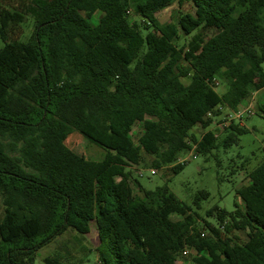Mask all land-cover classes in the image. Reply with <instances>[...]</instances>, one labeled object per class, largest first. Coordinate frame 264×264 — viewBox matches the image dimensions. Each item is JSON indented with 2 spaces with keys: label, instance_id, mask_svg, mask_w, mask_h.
Returning <instances> with one entry per match:
<instances>
[{
  "label": "trees",
  "instance_id": "16d2710c",
  "mask_svg": "<svg viewBox=\"0 0 264 264\" xmlns=\"http://www.w3.org/2000/svg\"><path fill=\"white\" fill-rule=\"evenodd\" d=\"M175 3H191L194 14L161 23L157 15ZM27 18L35 29L21 42ZM0 39V264H35L69 228L87 234L92 224L95 264H180L189 248L196 264H264V159L237 190L243 208L208 212L217 225L205 221L207 235L196 213L178 205L174 221L160 212L165 192L135 178L140 195L132 183L144 153L174 174L188 163L177 164L180 155L206 157L248 132L210 126L219 108L237 111L264 89V0H0ZM74 133L104 158L74 153L66 144ZM208 196L196 193L194 205ZM44 262L70 264L58 254Z\"/></svg>",
  "mask_w": 264,
  "mask_h": 264
},
{
  "label": "rangeland",
  "instance_id": "374dc122",
  "mask_svg": "<svg viewBox=\"0 0 264 264\" xmlns=\"http://www.w3.org/2000/svg\"><path fill=\"white\" fill-rule=\"evenodd\" d=\"M194 14V8L191 3H186L181 7L176 3L171 7L160 12L157 17L161 23L176 22L180 14ZM101 18L100 13H96L89 23L96 26ZM35 29L34 21L27 18L21 26V31L17 35L18 40L26 42ZM196 32L182 37V43L189 41ZM4 47V42L0 39V50ZM264 72V64L262 65ZM184 84L190 82L189 79H182ZM217 90L223 93L226 86L221 80H218ZM264 102V89L252 92L240 106L246 109L252 107L254 114L245 116L241 122L235 121L248 132L239 138L237 145L229 149L218 148L208 156L196 155L195 152H189L180 155L181 160L188 159V163L177 173L172 174L173 166H165L161 169L152 167L155 156H146L145 163L139 168L133 170L134 179L132 180L136 193L142 195L135 178L139 184L147 190H156L157 188L165 196L162 200L163 207L160 212L168 215L170 219L177 221L181 219L174 209L179 205L187 213H196L194 216L198 221V229L208 234L204 229L205 221L216 226V214L209 216L208 212L215 208L225 209L232 212L243 208V203L237 195V190L249 183L248 173L257 167L264 159V116L259 114L258 106ZM225 112V111H223ZM223 114V113H222ZM225 114V113H224ZM213 129V126H210ZM216 129V128H215ZM219 129V128H218ZM143 125L138 124L132 130V137L135 143H138L139 137L143 133ZM204 130L198 126L192 133L197 137L203 134ZM219 140L225 137V133H218ZM67 146L77 155L84 159L92 161H101L106 151L100 146L90 143L79 133H74L66 141ZM193 156H196L195 158ZM178 158V159H179ZM177 164L178 161L176 162ZM151 170L156 174L151 175ZM143 172L144 177L140 178L136 172ZM205 191L209 194L208 198L202 200L200 208L194 205L195 194ZM4 205L0 196V221L2 219ZM237 237L242 242L247 240L244 232H236ZM99 236L92 224V230L87 234H80L72 229H68L64 234L54 239L49 245L43 247L35 255V264H45L44 259L58 254L62 259L70 264H95L97 262V247L99 246ZM190 249V255L187 258L180 259V264H196L194 258L198 256L196 250Z\"/></svg>",
  "mask_w": 264,
  "mask_h": 264
},
{
  "label": "built area",
  "instance_id": "2783aa9c",
  "mask_svg": "<svg viewBox=\"0 0 264 264\" xmlns=\"http://www.w3.org/2000/svg\"><path fill=\"white\" fill-rule=\"evenodd\" d=\"M218 110H220L221 113H223V114H221V116L216 118V117H212V115L209 114L208 117L209 118L212 117L214 120V123L212 125L213 129L219 128V130H221V131H223L226 127H228L230 125V123L234 122V120L241 122L245 116H251L254 114V109L252 107H248L246 109L239 108L237 111H234V112L225 110L223 108H219ZM223 111H225V112H223ZM193 157L195 158L196 156H193ZM187 162H188V159H186V160H181L180 158L178 159V163H180V164H185ZM136 174L140 178L144 177V173L141 171L137 172ZM155 174H156V171L151 170V175H155ZM204 236L205 235L202 234V237H204ZM189 255H190V250L186 249L181 253V258H187Z\"/></svg>",
  "mask_w": 264,
  "mask_h": 264
}]
</instances>
